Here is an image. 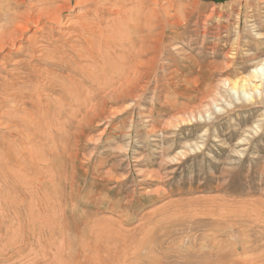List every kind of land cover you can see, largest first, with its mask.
Masks as SVG:
<instances>
[{
	"label": "rangeland",
	"instance_id": "374dc122",
	"mask_svg": "<svg viewBox=\"0 0 264 264\" xmlns=\"http://www.w3.org/2000/svg\"><path fill=\"white\" fill-rule=\"evenodd\" d=\"M33 1L0 32V264H264V0Z\"/></svg>",
	"mask_w": 264,
	"mask_h": 264
},
{
	"label": "bare ground",
	"instance_id": "6f19581e",
	"mask_svg": "<svg viewBox=\"0 0 264 264\" xmlns=\"http://www.w3.org/2000/svg\"><path fill=\"white\" fill-rule=\"evenodd\" d=\"M40 3L42 4H51L52 2H55L56 0H38ZM86 1V0H85ZM84 0H79V3L78 4H83L84 6ZM86 3V2H85ZM22 6H25V7H28L30 8L31 10L35 7V3L33 0H23L22 2H20L19 0H0V32H4L6 31V27L12 23L14 21V12L13 11H18V9L20 10V8ZM62 8V7H61ZM17 9V10H15ZM50 8H47V9H43L44 12L48 11ZM15 12V13H16ZM20 12V11H19ZM26 13V12H25ZM24 13L21 12L19 13V16L23 15ZM32 14V13H31ZM24 17H26V20H30L31 18V15L30 13L29 14H24L23 15ZM6 21L5 22H2V21ZM2 23V24H1ZM20 28H21V31L25 28L24 25H20ZM77 30H80L79 35L81 32L84 31V22L81 24V27H76ZM16 34V33H15ZM8 37H11L12 35L8 34L7 35ZM17 36V35H16ZM4 37V36H3ZM7 37V38H8ZM13 37V36H12ZM11 37V38H12ZM5 39L4 38H0L4 41H7L8 39ZM2 46V45H0ZM262 67V66H261ZM261 69V68H260ZM235 227V226H234ZM238 228V227H237ZM242 234V233H241ZM247 239H248V235H247ZM247 241V240H246ZM250 241V240H249ZM248 242V241H247ZM246 243V242H244ZM247 244V243H246ZM219 246V245H218ZM237 247V246H236ZM237 249V248H236ZM199 254V253H198ZM185 264H191L190 262L186 261Z\"/></svg>",
	"mask_w": 264,
	"mask_h": 264
},
{
	"label": "trees",
	"instance_id": "16d2710c",
	"mask_svg": "<svg viewBox=\"0 0 264 264\" xmlns=\"http://www.w3.org/2000/svg\"><path fill=\"white\" fill-rule=\"evenodd\" d=\"M214 1H223V0H214Z\"/></svg>",
	"mask_w": 264,
	"mask_h": 264
}]
</instances>
